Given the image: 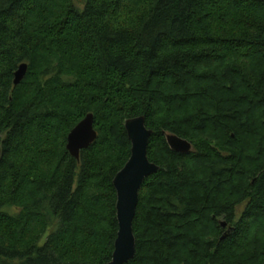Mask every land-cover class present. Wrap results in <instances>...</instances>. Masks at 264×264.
Listing matches in <instances>:
<instances>
[{
	"label": "trees",
	"instance_id": "1",
	"mask_svg": "<svg viewBox=\"0 0 264 264\" xmlns=\"http://www.w3.org/2000/svg\"><path fill=\"white\" fill-rule=\"evenodd\" d=\"M138 117L158 171L127 264H264V0H0V264L111 261Z\"/></svg>",
	"mask_w": 264,
	"mask_h": 264
},
{
	"label": "water",
	"instance_id": "2",
	"mask_svg": "<svg viewBox=\"0 0 264 264\" xmlns=\"http://www.w3.org/2000/svg\"><path fill=\"white\" fill-rule=\"evenodd\" d=\"M27 64L19 65L13 77V85L19 86L26 77ZM93 116L88 114L71 130L66 140V151L79 160L81 151L87 150L97 139L93 128ZM124 129L131 144L130 157L125 166L115 175L112 184L116 191V221L118 232L113 245L111 261L108 264H127L135 256V238L132 223L138 204V193L144 180L158 171V167L149 162L147 149L152 132L147 130L143 117L125 121ZM169 149L177 154L191 152V144L175 135L166 134ZM221 227L226 228L225 223ZM232 229H228L226 236Z\"/></svg>",
	"mask_w": 264,
	"mask_h": 264
},
{
	"label": "rangeland",
	"instance_id": "3",
	"mask_svg": "<svg viewBox=\"0 0 264 264\" xmlns=\"http://www.w3.org/2000/svg\"><path fill=\"white\" fill-rule=\"evenodd\" d=\"M74 4L78 7V8H82L84 5V0H73ZM244 210V206H240L237 208L236 210V216H239ZM44 242V240L41 242V244Z\"/></svg>",
	"mask_w": 264,
	"mask_h": 264
}]
</instances>
